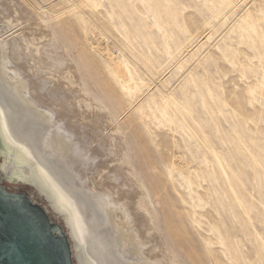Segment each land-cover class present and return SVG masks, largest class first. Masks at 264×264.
Listing matches in <instances>:
<instances>
[{
    "label": "rangeland",
    "instance_id": "374dc122",
    "mask_svg": "<svg viewBox=\"0 0 264 264\" xmlns=\"http://www.w3.org/2000/svg\"><path fill=\"white\" fill-rule=\"evenodd\" d=\"M0 26L150 263L264 264V0H0Z\"/></svg>",
    "mask_w": 264,
    "mask_h": 264
},
{
    "label": "bare ground",
    "instance_id": "6f19581e",
    "mask_svg": "<svg viewBox=\"0 0 264 264\" xmlns=\"http://www.w3.org/2000/svg\"><path fill=\"white\" fill-rule=\"evenodd\" d=\"M12 68L8 45L3 39L0 41V171L4 179L29 184L53 213L65 219L67 232L74 241L75 264H160L150 263L144 257L146 246H143L148 238L145 240L128 226L127 209L112 204L109 195L86 190L77 172L69 170L76 166L72 160L77 159L73 137L54 124L50 112L38 106L25 78ZM126 242L134 247L128 256H120V252L126 251Z\"/></svg>",
    "mask_w": 264,
    "mask_h": 264
},
{
    "label": "water",
    "instance_id": "95a60500",
    "mask_svg": "<svg viewBox=\"0 0 264 264\" xmlns=\"http://www.w3.org/2000/svg\"><path fill=\"white\" fill-rule=\"evenodd\" d=\"M4 180L0 171V264H75L70 233Z\"/></svg>",
    "mask_w": 264,
    "mask_h": 264
},
{
    "label": "flooded vegetation",
    "instance_id": "af4514ba",
    "mask_svg": "<svg viewBox=\"0 0 264 264\" xmlns=\"http://www.w3.org/2000/svg\"><path fill=\"white\" fill-rule=\"evenodd\" d=\"M28 195V194H27ZM32 200H33V202L34 203H36V204H38V205H40L39 203H37L30 195H28ZM41 207H43L42 205H40ZM44 208V207H43ZM45 210H46V208H44ZM47 212H48V210H46ZM48 214H49V212H48ZM60 215V214H59ZM50 216V215H49ZM61 216V215H60ZM59 216V217H60ZM62 217V216H61ZM50 218H51V216H50ZM63 218V217H62ZM52 219V218H51ZM63 220L65 221V219L63 218ZM52 221H53V219H52ZM54 222V221H53ZM65 223H66V221H65ZM66 231H67V229H66Z\"/></svg>",
    "mask_w": 264,
    "mask_h": 264
}]
</instances>
